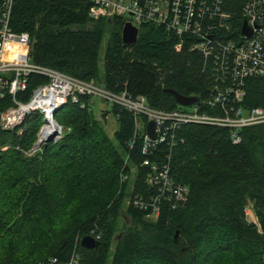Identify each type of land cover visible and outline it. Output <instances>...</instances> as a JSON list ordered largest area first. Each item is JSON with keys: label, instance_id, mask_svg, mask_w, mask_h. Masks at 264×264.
<instances>
[{"label": "trees", "instance_id": "16d2710c", "mask_svg": "<svg viewBox=\"0 0 264 264\" xmlns=\"http://www.w3.org/2000/svg\"><path fill=\"white\" fill-rule=\"evenodd\" d=\"M248 1L222 0L230 23L219 32L223 39L237 37ZM90 6L91 0H17L11 27L29 32L33 62L114 92L144 95L152 107H179L168 89L200 99L209 94L211 75L203 54L190 49L194 39L184 36L177 50L174 32L143 23L136 42L125 43L127 17L94 19ZM108 26L101 74L99 48ZM47 80L31 74L18 97L28 100ZM244 88L246 106H264V77H248ZM80 99L57 109L62 136L32 156L25 151L45 127L39 111L11 130L0 125V264H68L73 256L80 264H264V123L245 127L239 143L228 127L186 123L175 131L171 152L163 143L143 153L144 130L135 137L131 111L105 110L119 125L115 145L91 98ZM12 103L9 93L0 97V114ZM169 153L170 173L189 193L182 202L162 198L159 214L149 217V208L133 203L158 193L143 160L161 164ZM126 174L134 177L130 191ZM247 207L258 222L248 219ZM84 235H99L96 246H83Z\"/></svg>", "mask_w": 264, "mask_h": 264}, {"label": "built area", "instance_id": "2783aa9c", "mask_svg": "<svg viewBox=\"0 0 264 264\" xmlns=\"http://www.w3.org/2000/svg\"><path fill=\"white\" fill-rule=\"evenodd\" d=\"M16 1L0 0V97L9 93L13 102L0 114L3 129L11 130L21 125L29 114L36 111L42 114L44 123L54 110L68 100L80 102L81 95L90 97L92 105L94 98L100 97L106 102L107 109L118 105L131 111L135 118V137L144 130L143 153L163 143L171 152L177 144L175 131L186 123L228 127L233 143L241 142V131L245 127L264 123V106L248 107L244 103L246 79L264 77V0H249L246 3L237 37L226 39L219 34L221 29H230L229 15L221 8L222 0H91L89 15L94 19L123 15L138 29L143 23L163 26L180 38L175 45L177 50L182 47L184 36L194 39L190 49L203 54L204 69L209 70L211 75L209 94L203 99L198 96L196 103L179 104V107L170 110L150 106L144 95L114 92L93 80L85 81L33 62L29 32H17L11 27V14ZM206 16L211 21H204ZM244 26L248 33L243 32ZM31 74L44 75L48 80L36 86L28 100L24 101L18 94L27 90ZM149 121L155 124V138L148 134ZM56 125L59 128L57 140L63 134V127L59 123ZM38 139L39 132L30 151L42 148L44 143L40 145ZM169 160L170 153L167 162L161 164L148 158L143 160V164L151 166L149 182L157 186L158 193L149 201L136 196L133 203L141 209L149 208V217L159 214L162 198L182 202L188 196V185L172 177ZM131 170L134 172L135 169ZM129 178V174L122 177L123 180ZM249 212L247 207V215ZM99 237L97 235L96 239ZM78 259L73 256L68 264H80Z\"/></svg>", "mask_w": 264, "mask_h": 264}, {"label": "rangeland", "instance_id": "374dc122", "mask_svg": "<svg viewBox=\"0 0 264 264\" xmlns=\"http://www.w3.org/2000/svg\"><path fill=\"white\" fill-rule=\"evenodd\" d=\"M110 33H111V30H110V27L108 26L106 28V32H105L103 41L101 42V45H100V48H99V70H100L101 74L103 72L105 51H106L108 40L110 38ZM93 101H94L93 111H94V115H95L96 119H98L99 122L102 124L106 134L113 141V143L115 145H118L116 137H115V132L118 129V126H119L118 122L116 120V117L114 116V114L112 112H109V113L106 114L105 110L107 109V104L104 101V99H102L100 97H95ZM186 107H188V106H186ZM37 138H38V135H37ZM119 150L121 151V153H123L122 149L119 148ZM39 151L40 150L30 151V149H29V150L25 151V154L27 156H32V155L36 154ZM123 156H124V159L126 161L127 157L125 156V153H123ZM133 182H134V177L131 174V177L129 178V183H128V191H130V188H131ZM251 208L249 207L250 212L248 214V219L250 221L258 222V218H257V216L255 215L254 211ZM123 219H124V221L126 223H128V218L125 217ZM115 245H116V240L113 241V247Z\"/></svg>", "mask_w": 264, "mask_h": 264}, {"label": "water", "instance_id": "95a60500", "mask_svg": "<svg viewBox=\"0 0 264 264\" xmlns=\"http://www.w3.org/2000/svg\"><path fill=\"white\" fill-rule=\"evenodd\" d=\"M243 32L244 33H248V29L246 28V26H244ZM138 33H139L138 27L133 25L131 22H126L124 24L123 31H122L123 41L125 43H134V42H136L137 37H138ZM168 91H171L174 94L177 103L181 104V105H191L193 103H196L199 100V97L195 96V95L185 96V95H182V94H180L177 91L172 90V89H168ZM56 111L57 110H54L53 113H52V118L54 120H56L55 119V112ZM56 124H58L57 121H56ZM147 131H148V134L152 138L156 137L155 124H154L153 121H149L147 123ZM56 136H57L56 132L52 133L51 135L48 136V138L46 139L44 144H46V143H48L50 141L56 140ZM81 244L83 246H86V247H94L97 244V240L91 235H84L81 238Z\"/></svg>", "mask_w": 264, "mask_h": 264}, {"label": "bare ground", "instance_id": "6f19581e", "mask_svg": "<svg viewBox=\"0 0 264 264\" xmlns=\"http://www.w3.org/2000/svg\"><path fill=\"white\" fill-rule=\"evenodd\" d=\"M59 128L56 125V120L52 118V115L45 121V127L39 135L38 143L42 145L49 135L54 132H58Z\"/></svg>", "mask_w": 264, "mask_h": 264}]
</instances>
